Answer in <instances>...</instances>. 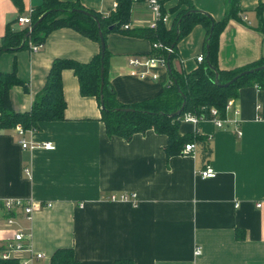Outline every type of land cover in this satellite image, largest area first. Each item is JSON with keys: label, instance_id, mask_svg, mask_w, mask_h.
Masks as SVG:
<instances>
[{"label": "crops", "instance_id": "obj_1", "mask_svg": "<svg viewBox=\"0 0 264 264\" xmlns=\"http://www.w3.org/2000/svg\"><path fill=\"white\" fill-rule=\"evenodd\" d=\"M20 1L18 8L11 0H0V37L6 25L25 28L15 24V18L28 16L41 3ZM60 1L102 16L115 9L113 0ZM189 1L215 20L224 17L226 0ZM238 4L239 18L230 19L219 35L220 70L264 57V0ZM260 4L263 21L256 10ZM184 7L178 0H161L166 29ZM150 19L140 0L129 9V31L105 33V78L118 104L154 98L169 82L166 67L156 69L155 79H140L126 64L128 55L149 53V39L134 32ZM203 39V27L194 24L176 42L169 66L178 73L194 70L200 63L196 57L203 55ZM41 44L35 52H0V73L14 70L25 85L8 91L14 111L30 109L53 59L85 63L99 52L97 41L68 27L51 30ZM60 81L62 120L41 121L21 136L15 127L0 128V201L31 200L36 206L26 218L21 209L8 213L0 205V250L13 232L21 231L29 235L31 252H14L11 257L18 264H49L51 253L62 247H71L79 264H264V88L241 87L238 96L228 100L237 114L229 110L231 121L220 127L211 120L179 123L180 134L196 133L209 141L212 152L204 159L198 147L194 155L180 151L166 156L167 137L151 129L129 139L108 136L95 96L80 94L70 69L61 70ZM20 137L54 147L21 149ZM206 163L216 172L214 177L198 174ZM121 194L133 195V202L110 199ZM7 217L12 219L9 224ZM196 247L201 249L198 255Z\"/></svg>", "mask_w": 264, "mask_h": 264}, {"label": "trees", "instance_id": "obj_2", "mask_svg": "<svg viewBox=\"0 0 264 264\" xmlns=\"http://www.w3.org/2000/svg\"><path fill=\"white\" fill-rule=\"evenodd\" d=\"M18 8L20 0H11ZM239 0H226V10L221 20H215L208 13L195 9L189 0H178L184 4L183 9L176 12L172 25L166 29L161 22H157L154 29L141 27L135 29L137 35L148 38L150 42L159 41L171 47L172 53L150 49L153 55H163L168 63L174 57L175 44L186 35L194 24H200L204 29L202 42L203 60L189 73L174 71L170 66L168 70L169 82L158 96L132 104H118L114 100L111 90L105 78V64L107 51L104 43L103 54V85L101 96L99 91V52L88 62L79 63L71 59H53L46 75L43 87L36 96L28 111H14L9 102L8 91L14 85H25L20 81L14 70L8 73H0V128L10 129L20 126L23 130H35L41 121H56L63 119L65 102L62 95L60 72L62 69H70L77 78L81 95L95 96L102 108L100 118L104 124L105 133L108 136L115 135L129 139L132 134L151 129L156 133L167 137L164 147L166 156L177 154L184 143L195 141L204 159H208L212 149L209 141L198 134H180L178 125L184 112L204 114L209 116V108L218 109L220 117L226 116L225 105L231 98L238 96V91L243 86L256 85L264 88V69L256 70L239 77L226 87L219 86L225 83L243 70L252 69L264 64V57L244 67L233 70H220L217 64L219 35L230 19H238L240 8ZM131 0H116L115 9L102 16L86 9L75 2L60 0H41V3L29 12L31 25L37 21L26 36L27 29H11L6 25L3 35L0 37V52L4 50L28 48V43H42L45 36L53 29L60 27L71 28L99 44L98 31L105 33L110 31H129L122 29L121 25L129 22V9ZM76 9L87 11L86 15ZM263 6L258 5V16L261 20ZM194 10L187 14V11ZM162 11V9H161ZM163 12V11H162ZM263 21V19L261 20ZM182 96L184 106L178 115L174 113L181 105ZM126 108L127 110H120ZM0 264H18L17 259L9 257L0 258ZM49 264H79L74 258L71 247L55 249L50 257ZM113 264H132L130 260H115Z\"/></svg>", "mask_w": 264, "mask_h": 264}, {"label": "built area", "instance_id": "obj_3", "mask_svg": "<svg viewBox=\"0 0 264 264\" xmlns=\"http://www.w3.org/2000/svg\"><path fill=\"white\" fill-rule=\"evenodd\" d=\"M114 1V7L116 6V0ZM140 0H131V3H136ZM146 10L150 13L151 19L147 23L148 28L154 29L156 27L157 22L165 23L167 15L161 11V0H142ZM15 24L24 26L27 30L31 27V20L29 15L28 16H17L15 18ZM122 29H128L129 24H123L121 25ZM41 43L32 44L28 43V49L31 52L38 51L41 47ZM150 49L161 51L162 53H166L167 55L172 53L171 47L164 45L163 43L159 41H154L150 43ZM164 55V54H163ZM161 55H153L151 53L146 54H131L126 57V64L133 68L136 71V76L140 79L142 78H150L155 79L157 77L156 69L159 67H166V58ZM196 60L198 62H201L203 60V55L200 54L196 57ZM233 103L231 101H228L225 105V111L226 114L229 110H232L234 114H237L238 110L236 108H232ZM202 120H211L213 121L217 126H222L225 122L231 121L227 117H220L218 109L214 106L209 108V116L206 117L203 113L202 114H194L190 112H184L180 117V122H188L196 125ZM233 122H235L232 119ZM236 131L238 134H241L240 129L236 127ZM16 133L21 136L23 134V129L20 126H15ZM18 144L21 149H31L35 146L42 147L47 150L53 149V144L51 142H43L38 145H35L34 143L25 141L23 137H20L18 140ZM197 144L195 141H190L187 143H184L183 147L181 148V153L191 154L194 155L197 151ZM24 172L28 174V170L24 169ZM198 174L203 178H209L214 177L216 175V172L213 170V168L210 166V164L206 163L204 165V168L200 169L198 171ZM110 199L114 200H130L133 202V195H127V194H121L118 196H110ZM0 205L2 208L10 213L11 211L15 209H21L25 215L26 218H29L33 210L36 208L35 204L31 200H20V199H4L0 201ZM260 203H257V206H260ZM12 219L11 217H7L6 223H11ZM29 238L28 234H25L21 231H15L12 233L10 240H8L3 247L0 250V258L6 259L12 256L14 252L19 251H28L31 252V248L29 245V242H27ZM26 241V242H25ZM201 249L200 247H196L194 254L198 255L200 254ZM34 256L36 258L41 257V253H35ZM21 264H28L27 260H24Z\"/></svg>", "mask_w": 264, "mask_h": 264}, {"label": "water", "instance_id": "obj_4", "mask_svg": "<svg viewBox=\"0 0 264 264\" xmlns=\"http://www.w3.org/2000/svg\"><path fill=\"white\" fill-rule=\"evenodd\" d=\"M77 11L79 12H82L86 15H90L87 11L85 10H81V9H76ZM191 12H194V10H190V11H187V14L191 13ZM40 20V18L37 19V21H35L31 27L27 30V33H26V36L29 34V32L32 30V28L36 25V23ZM98 39H99V47H100V63H99V91H100V96H101V89H102V85H103V76H102V72H103V54H104V40H103V36H102V33L100 31H98ZM166 69L169 70V63H168V60H166ZM260 69H264V64L261 65V66H258V67H255V68H252V69H247V70H243L241 71L240 73H238L237 75H235L234 77H232L230 80H228L227 82L225 83H219L218 85L219 86H222V87H226L228 85H230L231 83H233L234 81H236L239 77L243 76V75H246L248 73H251L253 71H256V70H260ZM183 106H184V98L182 96V102H181V105L180 107L172 114L174 115H178L182 109H183ZM100 108H102V102L100 101ZM120 110H127L126 108H119Z\"/></svg>", "mask_w": 264, "mask_h": 264}]
</instances>
